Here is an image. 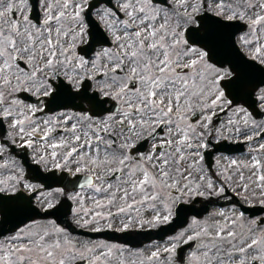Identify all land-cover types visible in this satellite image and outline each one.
I'll use <instances>...</instances> for the list:
<instances>
[{
    "label": "snow or ice",
    "instance_id": "obj_1",
    "mask_svg": "<svg viewBox=\"0 0 264 264\" xmlns=\"http://www.w3.org/2000/svg\"><path fill=\"white\" fill-rule=\"evenodd\" d=\"M257 116L264 0H0V264H264Z\"/></svg>",
    "mask_w": 264,
    "mask_h": 264
},
{
    "label": "water",
    "instance_id": "obj_2",
    "mask_svg": "<svg viewBox=\"0 0 264 264\" xmlns=\"http://www.w3.org/2000/svg\"><path fill=\"white\" fill-rule=\"evenodd\" d=\"M216 149H221V150H228V151H237V150H241L242 149V144H236V145H232V144H221L220 146H218V148L216 147ZM262 213V211H260V208H253L250 211L251 215H257ZM172 227H174V225L169 226V225H163L160 228H158L155 231H147V232H143L142 237L144 239H150L151 237L154 238H164L167 234L169 233H173L172 232ZM86 234H88V232H86ZM152 234V235H151ZM92 235H97V234H92ZM113 237V236H111ZM124 238V237H123ZM136 241L134 240L133 243H135ZM137 244H142L140 241Z\"/></svg>",
    "mask_w": 264,
    "mask_h": 264
},
{
    "label": "rangeland",
    "instance_id": "obj_3",
    "mask_svg": "<svg viewBox=\"0 0 264 264\" xmlns=\"http://www.w3.org/2000/svg\"><path fill=\"white\" fill-rule=\"evenodd\" d=\"M259 119H264V117L263 118H259ZM258 119V120H259ZM231 139H229V140H226V141H230ZM222 141V140H221ZM221 155H223V156H225V157H232V158H239V159H250V156L248 155V145L246 144V149H245V151L244 152H241V153H236V154H227V153H218V154H216L215 155V157H214V162H213V164H212V167H215V161H216V159L218 158V157H220ZM205 163V167L206 168H208V166H207V164H206V162H204ZM226 164H227V161H225V160H221V166H226ZM218 200H221V201H225V199L223 198V197H220V198H217ZM232 205L231 204H224L223 206H220V205H218L217 203L216 204H213V205H210V207H209V210L210 211H215V210H217L218 208H221V207H224V208H229V207H231ZM167 238H165V240H166ZM98 240H104V239H98ZM156 243H158V242H156ZM148 244H151V242L150 243H148ZM158 244H160V246L161 247H163V245H164V241L163 242H160V243H158Z\"/></svg>",
    "mask_w": 264,
    "mask_h": 264
},
{
    "label": "bare ground",
    "instance_id": "obj_4",
    "mask_svg": "<svg viewBox=\"0 0 264 264\" xmlns=\"http://www.w3.org/2000/svg\"><path fill=\"white\" fill-rule=\"evenodd\" d=\"M231 141H233V140H231Z\"/></svg>",
    "mask_w": 264,
    "mask_h": 264
}]
</instances>
